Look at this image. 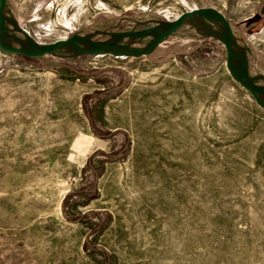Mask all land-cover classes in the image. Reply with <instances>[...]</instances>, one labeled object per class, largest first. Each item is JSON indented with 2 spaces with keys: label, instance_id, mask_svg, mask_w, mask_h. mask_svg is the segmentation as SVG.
I'll return each mask as SVG.
<instances>
[{
  "label": "rangeland",
  "instance_id": "1",
  "mask_svg": "<svg viewBox=\"0 0 264 264\" xmlns=\"http://www.w3.org/2000/svg\"><path fill=\"white\" fill-rule=\"evenodd\" d=\"M261 3L7 0L3 28L104 39L199 6L263 15ZM253 41L264 52V30ZM0 264H264V107L219 39L188 29L136 56L0 53Z\"/></svg>",
  "mask_w": 264,
  "mask_h": 264
},
{
  "label": "water",
  "instance_id": "2",
  "mask_svg": "<svg viewBox=\"0 0 264 264\" xmlns=\"http://www.w3.org/2000/svg\"><path fill=\"white\" fill-rule=\"evenodd\" d=\"M7 0H0V49L7 53H16L27 57L45 59V54L52 52L57 46L65 47L71 55L111 53L115 55H140L155 47L166 37L175 32L180 24L192 19L200 24L201 29L207 35L219 39L225 47V66L230 75L245 87L254 100L264 107V75L258 71L253 73L248 65L241 59L239 43L235 31L230 26L224 14L214 6H199L181 12L176 17L160 22L158 25L143 29H131L122 31L117 36L106 33L104 39H94L93 35L77 36L76 34L66 38H60L51 42L34 41L28 36L21 37L8 25L9 33L3 28L6 26L4 9ZM264 15V0L260 8ZM8 18V17H7ZM207 18L217 21V28L207 27ZM9 19V18H8ZM11 20V19H9ZM160 32L156 34L155 32ZM130 34V39L138 35H146L149 39L137 46L131 47L127 42H119V35Z\"/></svg>",
  "mask_w": 264,
  "mask_h": 264
},
{
  "label": "crops",
  "instance_id": "3",
  "mask_svg": "<svg viewBox=\"0 0 264 264\" xmlns=\"http://www.w3.org/2000/svg\"><path fill=\"white\" fill-rule=\"evenodd\" d=\"M230 26L235 31L239 43V51L241 59L248 65L249 69L257 66L258 55L264 57V52L257 47L254 38L259 30H264V15L254 12L248 15H224ZM258 30V31H257ZM259 44V43H258ZM264 47V42H262ZM0 53L12 54L4 52L0 49ZM264 84V80L261 81Z\"/></svg>",
  "mask_w": 264,
  "mask_h": 264
},
{
  "label": "bare ground",
  "instance_id": "4",
  "mask_svg": "<svg viewBox=\"0 0 264 264\" xmlns=\"http://www.w3.org/2000/svg\"><path fill=\"white\" fill-rule=\"evenodd\" d=\"M4 15L6 17H8L9 19H11V20H13V19L15 20L14 15L9 10H7L6 6H5V9H4ZM206 21H207L206 22L207 27H209L211 29H216L217 28V21L216 20H212V19L207 18ZM188 29H190V30H192L194 32L200 33V34L204 33L203 30L200 27V24L195 22L191 18L188 19L187 21H185L184 23L180 24L179 27L175 30V32H182V31H185V30H188ZM15 31L18 32L17 30H15ZM159 32L160 31L157 30L155 33L158 34ZM76 35L81 37V36H85V33L84 32L76 33ZM95 36H99V34H96ZM140 37H141V39H140ZM136 38L137 39L139 38L141 43H143V42H145V41H147L149 39L146 35H142V34L138 35ZM127 41H128V43H129V45L131 47L135 46L134 45V40L130 39V40H127ZM119 42H123V41L119 40ZM52 53H54L56 55H60V56L69 54L68 50L65 47H63V46H57V47L53 48ZM250 71L253 72V73H255V71H256V73H258V71L255 70L253 67L250 68Z\"/></svg>",
  "mask_w": 264,
  "mask_h": 264
},
{
  "label": "flooded vegetation",
  "instance_id": "5",
  "mask_svg": "<svg viewBox=\"0 0 264 264\" xmlns=\"http://www.w3.org/2000/svg\"><path fill=\"white\" fill-rule=\"evenodd\" d=\"M262 2H263V0H262ZM261 6H262V3H261V5H260V8H261Z\"/></svg>",
  "mask_w": 264,
  "mask_h": 264
}]
</instances>
